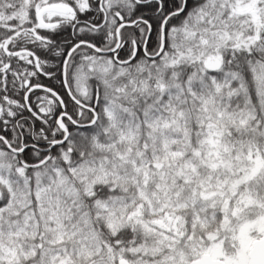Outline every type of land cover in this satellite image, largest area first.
<instances>
[{"label": "snow or ice", "instance_id": "snow-or-ice-1", "mask_svg": "<svg viewBox=\"0 0 264 264\" xmlns=\"http://www.w3.org/2000/svg\"><path fill=\"white\" fill-rule=\"evenodd\" d=\"M0 264H264V0H0Z\"/></svg>", "mask_w": 264, "mask_h": 264}]
</instances>
